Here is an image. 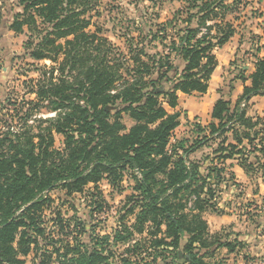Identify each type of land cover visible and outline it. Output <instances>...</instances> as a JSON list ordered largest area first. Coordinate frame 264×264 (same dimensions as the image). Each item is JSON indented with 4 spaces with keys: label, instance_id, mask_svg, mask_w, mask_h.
Listing matches in <instances>:
<instances>
[{
    "label": "trees",
    "instance_id": "16d2710c",
    "mask_svg": "<svg viewBox=\"0 0 264 264\" xmlns=\"http://www.w3.org/2000/svg\"><path fill=\"white\" fill-rule=\"evenodd\" d=\"M84 1L19 0L22 12L8 24L14 32L24 25L38 32L26 42L28 54L51 64L43 66L37 81L35 105L46 102L56 116L36 133L0 134V264H26L24 257L41 246L40 260L31 264H47L52 252L47 250L42 212L50 191L60 188L70 195L104 177L116 182L126 169L136 176L142 203L134 229L141 233L145 223L151 224V246L183 261L173 264H214L208 261L214 250L243 246L237 233H210L203 218L204 211H221L220 194L234 179L228 161L264 184V117L249 116L241 107L252 96L264 95V57L256 58L250 84L243 86L234 105L225 98L214 102L211 121L196 125L197 135L206 132L199 140L175 138L180 124L177 93L206 91L217 65L213 51L235 33L229 22L218 20L217 9L227 6L221 0H184L186 16L178 28L182 35L173 42L174 56L150 64L139 57L144 47L134 46L133 64L121 72L109 57L113 47L108 40L86 31L84 10L74 7ZM54 134L63 137L62 150L54 147ZM205 140L217 145L211 158L205 156L209 164L190 157ZM54 224L65 228L59 216ZM62 243L63 252L51 246L58 264H101L107 259L99 250L74 251ZM157 260L153 257L149 264Z\"/></svg>",
    "mask_w": 264,
    "mask_h": 264
},
{
    "label": "rangeland",
    "instance_id": "374dc122",
    "mask_svg": "<svg viewBox=\"0 0 264 264\" xmlns=\"http://www.w3.org/2000/svg\"><path fill=\"white\" fill-rule=\"evenodd\" d=\"M84 2L74 7L84 10L82 17L89 21L86 31L97 32L99 36L108 40L113 47L109 57L114 63L119 64L121 72L132 66L131 54L134 46L144 47V53H140L139 57L150 64H154L153 62L165 55L174 56L173 42L177 43L182 35L178 28L180 21L186 16V1L85 0ZM221 2H223L221 6H227V9H217L218 20L222 18L224 22H229L234 27L233 41L237 47L232 58L218 69L221 73H218L215 79L217 81L220 79L219 84L225 86L226 91L233 93L234 86L231 82L236 78H244L249 70L244 56L249 51L245 50V47L239 48V45L243 40L256 38L264 42V0H221ZM21 12L22 5L19 4V0H0V134H17L24 130L36 133L49 124L47 119L56 116L46 102L35 105L36 96L33 92L37 88V81L42 79L43 66L51 64L49 60H33L28 54L26 42L38 32L31 30L27 25L23 26L21 32H14L8 28L13 16ZM223 53L217 50L219 57L221 54L223 56ZM148 55L151 57L149 60ZM56 75L57 72L54 73V76ZM117 84L121 83L117 82ZM189 95L191 97L185 95L179 97L180 124L173 136L192 141L199 140V136L206 133L197 135L196 125L207 126L210 117L209 104L200 98L202 95L197 93ZM197 104L201 105L198 109H196ZM250 108V105L243 107L249 116L250 113H254L252 111L249 113ZM122 120L126 125L131 124L124 114ZM208 141L205 140L204 147L190 157L200 162H204L205 159V164H209L206 158L212 157V150L217 145L214 141ZM54 147L58 150L64 148L63 137L59 134H54ZM206 155L208 157L205 158ZM136 180L132 171L126 169L116 182L104 177L97 183L86 184L81 192L70 195H66L60 188L50 191L51 200L46 202L42 212L46 234L50 241L47 250L52 252L47 264H58L60 260L51 246L55 244L58 247L62 242L72 247L74 251L99 250L107 256L101 264H123V262L149 264L153 257L158 258L156 261L158 264L183 262L173 259V252L159 251L151 246L153 237L150 236V232L155 230L151 224L145 223L141 233L134 229L142 204L137 198ZM251 180L244 187V194L238 188L239 191L233 199L221 198L219 202V208L225 205L235 212L237 216L235 222L210 233L233 232L240 235L243 240L264 244V188L261 195L254 198L246 195L255 188L253 182L256 179ZM225 196V194L221 195V197ZM132 207L133 210L130 211ZM58 216L65 223L63 230L54 224ZM59 248L61 252L65 250L60 246ZM43 249L44 247L41 246L36 252L24 257L26 264H31L34 258L38 262ZM196 249L198 247L195 246L194 250ZM222 251L214 250L215 257L208 258V261L214 260V264H219ZM71 255L72 252L67 258Z\"/></svg>",
    "mask_w": 264,
    "mask_h": 264
},
{
    "label": "crops",
    "instance_id": "0c3cea01",
    "mask_svg": "<svg viewBox=\"0 0 264 264\" xmlns=\"http://www.w3.org/2000/svg\"><path fill=\"white\" fill-rule=\"evenodd\" d=\"M240 37H241V35L239 36V38ZM253 37H255V36L253 35ZM243 39H245V38H243ZM233 40H234V38L232 36L229 39V41L226 42L222 47L214 49L213 52H214L216 59H217V65L214 68V70L210 76V79L208 81V87H207L206 91L204 93L193 92V93H197V94L202 95L200 98L207 101V103L209 104V117H210V111H211L212 105L214 104V102L218 98L230 99L231 106L234 105L235 100L242 93L243 86L250 84L249 75L254 70V63H255L256 58L257 57H264V45L262 46V44L264 43L263 40H259V38H256L255 40H249V39L243 40L241 42V44L239 45V48L245 47L244 49L249 51V52L244 54L246 61H247L246 64L249 67V70L246 72V75L244 76V78H241V77H240V79L236 78L234 81L231 82L232 85L234 86L233 93L226 91L225 86H221V84H219L221 80L219 79L217 81L215 79V77L218 73H221V72H219L218 69H221L222 66H224L226 64V62H228L229 59L232 58V56L235 53L237 46H235V41H233ZM217 50L223 51L224 52L223 56L221 54V57H219L217 55ZM220 86H221V88H219ZM228 90H229V88H228ZM229 93H230V95H229ZM177 94H178V102H179V97H181V95L191 97L189 94H184L181 92H178ZM200 104H197L196 109L201 107ZM247 105L251 106L249 113L251 111L254 112L253 114L250 113V116L264 117V95L252 96L248 100ZM178 106L176 108L177 110H179ZM210 121H211V117H210V120L208 121V123ZM131 123H132V121H131ZM130 125H127V126H130ZM228 163L231 164V165H229L228 170L233 172L234 179L232 181L230 180L228 182L227 189H225L221 192L220 198L218 199V204H217L218 208H219V202H220L221 198L222 199H228V200L233 199L236 196L237 191H239L238 188L240 189L241 193L244 194V192H243L245 189L244 187L246 186L248 181H250V178H248L246 176L243 169L239 165H237L236 161L229 160ZM232 182H235V183L233 184ZM253 183L255 186L254 190H252L249 194H246V195H250L251 197L254 198L255 196L261 195L262 188H264V184L259 179H256V181H254ZM223 194H225L226 196L221 197V195H223ZM224 201L225 200H223V202ZM223 206L224 207L219 208V209H221L220 212H214L211 210H207V211L203 212V218L207 222L209 232L217 231L221 227L235 222V219L237 217L235 212H233V210H231V209H228V207H225V205H223ZM239 238L241 240H243L240 235H239ZM242 243H243V246L240 247V249H239V247H236L233 251H229L225 247L218 248L217 250H223L221 252L222 254L220 256V257H222V259L220 260L219 264H264V244H260V243H256V242L251 243L250 241H247L245 239L243 240ZM246 243H250L251 245L246 246L245 245ZM215 255H216V253L214 254V257H215ZM211 261L213 263L214 260H211Z\"/></svg>",
    "mask_w": 264,
    "mask_h": 264
},
{
    "label": "built area",
    "instance_id": "2783aa9c",
    "mask_svg": "<svg viewBox=\"0 0 264 264\" xmlns=\"http://www.w3.org/2000/svg\"><path fill=\"white\" fill-rule=\"evenodd\" d=\"M241 106H242V107L245 106V102H242V103H241Z\"/></svg>",
    "mask_w": 264,
    "mask_h": 264
},
{
    "label": "water",
    "instance_id": "95a60500",
    "mask_svg": "<svg viewBox=\"0 0 264 264\" xmlns=\"http://www.w3.org/2000/svg\"><path fill=\"white\" fill-rule=\"evenodd\" d=\"M105 109H107V107Z\"/></svg>",
    "mask_w": 264,
    "mask_h": 264
}]
</instances>
